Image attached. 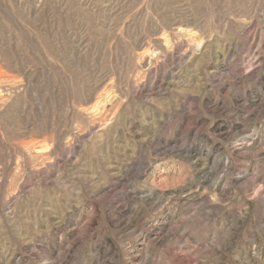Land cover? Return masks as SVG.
Masks as SVG:
<instances>
[{
    "label": "rangeland",
    "instance_id": "rangeland-1",
    "mask_svg": "<svg viewBox=\"0 0 264 264\" xmlns=\"http://www.w3.org/2000/svg\"><path fill=\"white\" fill-rule=\"evenodd\" d=\"M0 264H264V0H0Z\"/></svg>",
    "mask_w": 264,
    "mask_h": 264
}]
</instances>
